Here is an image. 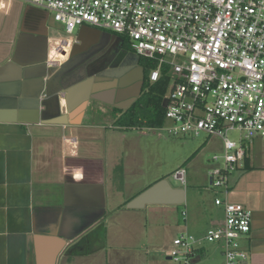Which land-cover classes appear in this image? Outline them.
I'll return each instance as SVG.
<instances>
[{
    "label": "crops",
    "instance_id": "crops-1",
    "mask_svg": "<svg viewBox=\"0 0 264 264\" xmlns=\"http://www.w3.org/2000/svg\"><path fill=\"white\" fill-rule=\"evenodd\" d=\"M50 18L33 6L0 0V82H5L0 84V264H133L137 248L126 245L123 228L119 234L105 228L109 251L94 241L102 221L123 216L114 206L120 202L116 187L125 176L126 156L107 139V130L126 129L110 126L108 118L117 119L138 96L142 72L136 61L124 62L129 71L93 69L90 51L106 52L113 38L102 31L80 43L54 37ZM61 39L68 43L65 53L46 68L41 62ZM255 142L262 143L249 146L248 168L231 174L227 195L221 190L217 195L251 211V230L240 239L248 254L242 264H264V163L257 155L252 159ZM152 171L148 187L137 195L160 177ZM214 207L215 219L200 210L190 224L182 211L184 228L201 235L220 225L223 211ZM202 259L225 264L219 244L203 246L190 264Z\"/></svg>",
    "mask_w": 264,
    "mask_h": 264
},
{
    "label": "built area",
    "instance_id": "built-area-1",
    "mask_svg": "<svg viewBox=\"0 0 264 264\" xmlns=\"http://www.w3.org/2000/svg\"><path fill=\"white\" fill-rule=\"evenodd\" d=\"M5 1L51 14L67 35L86 26L126 38L135 57L154 65L148 67L150 84L162 74L168 78L164 124L146 131L220 138L223 152L211 158L208 180L225 195L249 146L264 143V0ZM67 46L59 40L47 65H56ZM230 132L238 133L236 141ZM186 174L182 167L172 176L184 185ZM214 205L222 209L223 223L198 238L177 236L168 254L173 261L190 264L204 243L219 244L225 264L246 261L240 239L251 230V211L220 196Z\"/></svg>",
    "mask_w": 264,
    "mask_h": 264
},
{
    "label": "rangeland",
    "instance_id": "rangeland-1",
    "mask_svg": "<svg viewBox=\"0 0 264 264\" xmlns=\"http://www.w3.org/2000/svg\"><path fill=\"white\" fill-rule=\"evenodd\" d=\"M50 17L51 27L53 28L52 36L54 37H64L70 41L74 39L78 42L84 36L89 35V37L96 38L102 33L98 29L78 27L72 35H67L64 27L55 22L51 14ZM89 56L90 58L94 57L92 59L93 69H102L105 66V69L111 70L113 73L129 71L124 62L130 56L120 47L115 48L112 45L106 52L101 53L98 49H93L90 51ZM105 69H102V71ZM148 72L149 70L146 69V73ZM109 80L111 79L106 78L105 81ZM165 95H168L167 91ZM108 121L110 122L109 125L112 126L116 121L115 116H109ZM144 129H126L121 132L107 130V139L111 138L112 145L119 152L121 149L126 156L125 176L121 179L122 184L116 187V191H118L117 189L120 191L118 196L120 202L118 206H114L112 203L114 207L121 208L123 216L115 218V215L112 214V218L110 217L107 221L100 223L95 230L97 239L94 241V246L97 248L107 247L109 251L112 242L110 236L106 238L105 228L111 230L112 234H114V231L118 234L121 233L123 228L128 235L126 245H133L134 248H137V251L133 253L137 256L133 264H179L173 260H168L166 255L167 251L175 249L173 240L180 234L187 233L203 236L210 229L208 226L201 235L196 234L195 231L186 230L182 211H187L188 217H190L189 224L193 222V218L197 216L200 210H206L207 218L215 219L212 215L215 211L214 198L218 195V190L209 185L208 172L213 167L210 161L211 158L214 155H221L223 152L222 140L204 134L198 137H172L165 132L152 131L148 133L147 129ZM228 138L236 141L238 133L230 132ZM255 143L250 147L252 159H255L254 156L257 155L260 159L258 162L264 163V144ZM182 167L187 172L186 184L184 185L172 176L177 169ZM153 168L155 174L158 173L160 177L151 180L152 183L150 184H154L160 179L167 180L172 187L183 188L186 191V202L180 205H147L142 209H134L136 211L128 209L126 207L127 203L125 205L124 203L148 187L145 180L152 177ZM204 219L209 221V219ZM220 219L222 224L223 217ZM121 237H123V234ZM209 245V243H204V246ZM139 249L141 252L138 251ZM130 254L131 251L127 250V255ZM196 264H206V262L202 259Z\"/></svg>",
    "mask_w": 264,
    "mask_h": 264
},
{
    "label": "trees",
    "instance_id": "trees-1",
    "mask_svg": "<svg viewBox=\"0 0 264 264\" xmlns=\"http://www.w3.org/2000/svg\"><path fill=\"white\" fill-rule=\"evenodd\" d=\"M148 67L154 65L148 63ZM148 73H145L144 83L140 94L133 100L128 109L116 119L115 125L124 129L157 128L164 124L163 98L167 91L168 78L162 74L156 83L148 82ZM145 98V99H143ZM143 99V100H142ZM151 107V108H150ZM248 156L245 158L244 168H248Z\"/></svg>",
    "mask_w": 264,
    "mask_h": 264
},
{
    "label": "water",
    "instance_id": "water-1",
    "mask_svg": "<svg viewBox=\"0 0 264 264\" xmlns=\"http://www.w3.org/2000/svg\"><path fill=\"white\" fill-rule=\"evenodd\" d=\"M137 58V57H136ZM9 63H14L13 60ZM42 65L47 68V60H43ZM137 63V62H136ZM134 63V65L136 64ZM10 65V64H8ZM47 65V66H46ZM28 71L23 70L21 77L17 78L20 83L25 78ZM5 83L3 81L0 84ZM139 95V94H138ZM167 100L164 99L162 106L165 107ZM185 192L183 188L172 187L167 180H160L144 190L141 194L129 201L126 205L128 209H142L147 205H180L184 203ZM167 259H171L170 257Z\"/></svg>",
    "mask_w": 264,
    "mask_h": 264
},
{
    "label": "flooded vegetation",
    "instance_id": "flooded-vegetation-1",
    "mask_svg": "<svg viewBox=\"0 0 264 264\" xmlns=\"http://www.w3.org/2000/svg\"><path fill=\"white\" fill-rule=\"evenodd\" d=\"M107 35H109L110 38H113V47H115V48L120 47L121 50H123L126 54H128L130 56L126 60L124 59L125 61H127V62L136 61L137 62V66L141 70L142 76H143L142 84H141V88H142L143 83H144V76H145V73H146V69H148V64L144 60L135 57V55L132 53V51L129 48V43H128L126 38L119 37V36H116V35H113V34H107ZM139 94H140V92H139ZM123 111H125V110H123ZM121 113H123V112H121ZM121 113H120V115H121Z\"/></svg>",
    "mask_w": 264,
    "mask_h": 264
}]
</instances>
